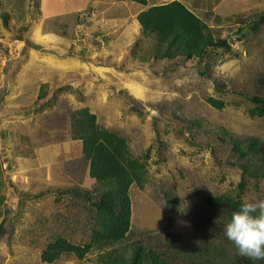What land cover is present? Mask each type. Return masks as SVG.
Segmentation results:
<instances>
[{
    "label": "rangeland",
    "instance_id": "1",
    "mask_svg": "<svg viewBox=\"0 0 264 264\" xmlns=\"http://www.w3.org/2000/svg\"><path fill=\"white\" fill-rule=\"evenodd\" d=\"M145 1L79 0L77 9L65 0H0V264H47L40 253L53 236L88 241L82 196L96 185L71 137L78 109L146 164L144 187L129 190L130 246L144 231L191 241L204 225L203 198L235 193L241 172L228 164L235 155L221 129L264 142V117L251 116L245 98L262 95L264 23H248L264 0H180L229 48L200 60L155 58L154 39L135 21L171 0ZM249 186L244 202L264 199L261 180ZM166 196L176 202L166 205ZM96 259L92 252L51 264Z\"/></svg>",
    "mask_w": 264,
    "mask_h": 264
},
{
    "label": "trees",
    "instance_id": "2",
    "mask_svg": "<svg viewBox=\"0 0 264 264\" xmlns=\"http://www.w3.org/2000/svg\"><path fill=\"white\" fill-rule=\"evenodd\" d=\"M136 1L146 4L145 0ZM137 20L141 34L154 39V56L158 59L183 56L200 60L219 48L229 49L225 39L217 41L208 24L179 1L149 7L137 15ZM263 23L264 12L251 19L248 26L253 30ZM243 30L241 27L239 32ZM257 88L262 95L245 98L254 106L249 110L251 116L264 117V76ZM207 102L218 110L223 107L214 98H208ZM70 129L72 140L81 142L82 158L88 163L89 177L96 185L82 196L90 204L85 206V213L91 217L89 238L77 245L61 235L53 236L40 253L42 262L51 264L62 256L81 260L95 252L96 264H264V260L241 257L224 235V226L244 202L241 196L250 187V181L261 180L264 184V142L258 137L238 138L221 129L220 139L230 145L235 155L228 164L237 165L241 176L235 193L203 198L207 212L197 236L184 243L178 237L148 235L144 231L130 246L126 243L131 218L129 190L133 185L144 187L145 162L130 153L124 137L98 125L88 108L71 115ZM166 198V205L176 202L174 198Z\"/></svg>",
    "mask_w": 264,
    "mask_h": 264
},
{
    "label": "clouds",
    "instance_id": "3",
    "mask_svg": "<svg viewBox=\"0 0 264 264\" xmlns=\"http://www.w3.org/2000/svg\"><path fill=\"white\" fill-rule=\"evenodd\" d=\"M224 235L241 257L264 260V199L243 202L226 222Z\"/></svg>",
    "mask_w": 264,
    "mask_h": 264
},
{
    "label": "crops",
    "instance_id": "4",
    "mask_svg": "<svg viewBox=\"0 0 264 264\" xmlns=\"http://www.w3.org/2000/svg\"><path fill=\"white\" fill-rule=\"evenodd\" d=\"M63 1V0H62ZM66 1H68L67 2V4H66V6H65V4H63L62 6H61V3L60 2H56V5L54 4L53 6H61L62 8H63V6H65V8H80L81 7V5H78V3L77 2H79V0H77V2L75 3V1H69V0H65V2ZM81 1V0H80ZM172 1H179L180 3H182L185 7H187L185 4H184V2L183 1H180V0H171L170 2H172ZM166 3V2H165ZM165 3H159V4H156V5H161V4H165ZM167 3H169V2H167ZM83 4V3H82ZM84 6H86L85 4H84ZM83 6V7H84ZM153 6H155V5H153ZM188 8V7H187ZM189 9V8H188ZM191 12H193L196 16H198L199 17V15H203V14H196V12H194L192 9H189ZM73 12V11H72ZM135 24H137L136 26H137V29H138V31H139V28H140V26H139V23L137 22V21H135Z\"/></svg>",
    "mask_w": 264,
    "mask_h": 264
}]
</instances>
